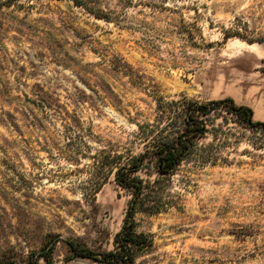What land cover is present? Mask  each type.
<instances>
[{"label": "rangeland", "instance_id": "rangeland-1", "mask_svg": "<svg viewBox=\"0 0 264 264\" xmlns=\"http://www.w3.org/2000/svg\"><path fill=\"white\" fill-rule=\"evenodd\" d=\"M91 1L109 19L0 0V264H103L67 244L101 253L120 229L128 196L94 157L137 152L158 96H229L264 121V43L245 40L264 0ZM229 125L240 141L190 174L182 210L138 215L153 244L135 264H264V149Z\"/></svg>", "mask_w": 264, "mask_h": 264}, {"label": "trees", "instance_id": "trees-1", "mask_svg": "<svg viewBox=\"0 0 264 264\" xmlns=\"http://www.w3.org/2000/svg\"><path fill=\"white\" fill-rule=\"evenodd\" d=\"M72 2L95 17H110L89 4L91 0ZM233 35L244 38L238 33ZM245 40L264 43V36ZM155 109L152 122H135L137 152L127 149L114 153L103 151L102 158L94 157L97 168L113 167L114 182L128 198L120 229L113 237V249L98 253L69 241L67 244L75 256L96 259L103 264H135L136 257L146 253L153 244L151 234L139 229L138 215L153 216L171 209L182 210L183 192L192 183L190 174L224 159L221 148L240 141V136L231 131L230 122L251 130L254 133L251 146L264 149V121L254 120L249 106L237 104L229 96L204 101L184 94L168 100L158 96ZM207 138L209 140L204 141ZM184 167V172L179 173ZM177 173L181 175L175 185ZM104 177L98 174L92 183L93 196ZM51 249L49 247V251ZM43 258L46 259L44 255Z\"/></svg>", "mask_w": 264, "mask_h": 264}]
</instances>
